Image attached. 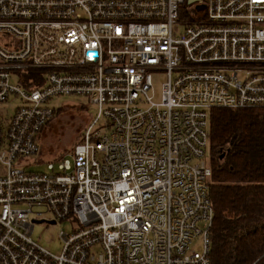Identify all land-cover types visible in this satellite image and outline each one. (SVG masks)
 Wrapping results in <instances>:
<instances>
[{"label": "built area", "instance_id": "built-area-1", "mask_svg": "<svg viewBox=\"0 0 264 264\" xmlns=\"http://www.w3.org/2000/svg\"><path fill=\"white\" fill-rule=\"evenodd\" d=\"M71 94L97 112L41 161ZM213 107H264V0H0V264H209Z\"/></svg>", "mask_w": 264, "mask_h": 264}, {"label": "trees", "instance_id": "trees-1", "mask_svg": "<svg viewBox=\"0 0 264 264\" xmlns=\"http://www.w3.org/2000/svg\"><path fill=\"white\" fill-rule=\"evenodd\" d=\"M65 105L38 133L41 161L44 130ZM208 161L214 207L209 264H264V107H213Z\"/></svg>", "mask_w": 264, "mask_h": 264}, {"label": "rangeland", "instance_id": "rangeland-1", "mask_svg": "<svg viewBox=\"0 0 264 264\" xmlns=\"http://www.w3.org/2000/svg\"><path fill=\"white\" fill-rule=\"evenodd\" d=\"M165 79L166 73L164 71L154 73L155 100L161 99L162 83ZM53 101L59 105H66L44 130L42 139V157L44 159H51L71 148L81 137L86 123L90 122L97 112V107L90 104L84 95H60L53 98ZM207 155L209 156V148ZM35 167L36 169H46V164L43 162ZM43 218L52 219L53 217L51 213H47ZM67 227L69 225L65 220L51 224L45 221L38 222L35 225L33 237L52 252L59 253L62 244L58 233L61 228ZM198 244L199 240H194L193 246L198 247Z\"/></svg>", "mask_w": 264, "mask_h": 264}, {"label": "water", "instance_id": "water-1", "mask_svg": "<svg viewBox=\"0 0 264 264\" xmlns=\"http://www.w3.org/2000/svg\"><path fill=\"white\" fill-rule=\"evenodd\" d=\"M41 221H43V220H39V222H41ZM51 222H55V220H51Z\"/></svg>", "mask_w": 264, "mask_h": 264}]
</instances>
